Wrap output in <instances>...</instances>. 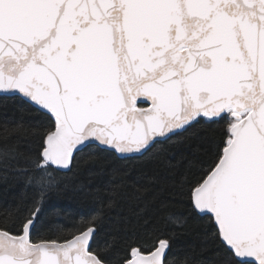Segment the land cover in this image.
<instances>
[{
    "label": "snow or ice",
    "instance_id": "1",
    "mask_svg": "<svg viewBox=\"0 0 264 264\" xmlns=\"http://www.w3.org/2000/svg\"><path fill=\"white\" fill-rule=\"evenodd\" d=\"M0 264H264V0H0Z\"/></svg>",
    "mask_w": 264,
    "mask_h": 264
},
{
    "label": "trees",
    "instance_id": "2",
    "mask_svg": "<svg viewBox=\"0 0 264 264\" xmlns=\"http://www.w3.org/2000/svg\"><path fill=\"white\" fill-rule=\"evenodd\" d=\"M33 131H35V129H33ZM84 166L85 165H83V163H82L81 164V168H83ZM116 166L117 167H123V162H121L120 164H118ZM129 171H131V169H129ZM56 202L64 205L65 207H69L70 206L69 210H74V209H78V208L82 209L83 208V201L80 200L79 198H76L74 196V193L71 190H69L67 192V194H65V195H63L61 197H57L56 198ZM46 219H47V217H46ZM61 219H63V217ZM192 239L195 242V239H196L195 236H193Z\"/></svg>",
    "mask_w": 264,
    "mask_h": 264
}]
</instances>
